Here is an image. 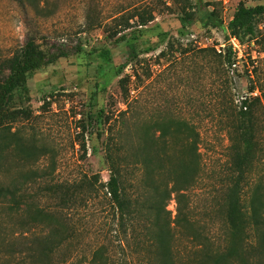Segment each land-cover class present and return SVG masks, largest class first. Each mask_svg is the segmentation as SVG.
I'll list each match as a JSON object with an SVG mask.
<instances>
[{"label":"rangeland","instance_id":"374dc122","mask_svg":"<svg viewBox=\"0 0 264 264\" xmlns=\"http://www.w3.org/2000/svg\"><path fill=\"white\" fill-rule=\"evenodd\" d=\"M37 2L42 12L16 0H0V66L28 38L47 53L61 50L67 57L34 71L0 110V186L21 188L25 204L50 213L52 223L71 236L57 258L75 256L79 262L104 243L117 261L121 250L110 233L118 224L111 211L62 208L63 193L49 188L75 185L85 175L107 183L104 145L111 127H126L119 142L131 161L153 122L165 127L184 121L198 133L199 169L182 205L212 246L225 250L230 231L226 194L237 175V157L247 152L234 131L239 101L245 97L258 96L260 101L251 107L252 158L245 165L243 203H249L258 180L264 188V18L257 19L254 37L236 38L235 50L227 25L239 4L251 8L264 5V0H230L226 8L220 0ZM137 11L152 13L153 21L141 27L130 20L129 29L113 36L120 28L113 19ZM120 35L125 40L115 42ZM6 74L0 67V78ZM17 109L30 113L15 116ZM91 109L101 112L88 127ZM127 109L128 114L120 116ZM82 141L85 153L79 149ZM169 141L166 152L175 162L176 149L186 140L179 134ZM31 146L33 156L24 158L21 151ZM34 170H52L53 176L34 178ZM176 206L173 194L166 206L171 219ZM69 224L74 231H66ZM250 235L246 225L239 232L242 239ZM137 259L139 254L128 255L126 263L139 264Z\"/></svg>","mask_w":264,"mask_h":264},{"label":"trees","instance_id":"16d2710c","mask_svg":"<svg viewBox=\"0 0 264 264\" xmlns=\"http://www.w3.org/2000/svg\"><path fill=\"white\" fill-rule=\"evenodd\" d=\"M16 1L22 7L28 4L36 13L43 10L37 0ZM258 18H264V5L250 8L239 4L227 25L230 36L254 37ZM153 19L152 13L143 11L134 12L127 18L120 15L113 19L118 23L116 27H120V30L113 31V36L129 29L130 20L144 27ZM124 40L125 35H120L115 42ZM77 50L80 51L81 47ZM65 57L66 52L47 53L35 39L28 38L0 66L7 71L0 78V110L15 91L25 87L34 71ZM225 63L231 65L229 59ZM259 101L258 96L252 99L245 97L239 101V123L234 131L247 152L238 155L237 175L231 179L226 194V217L230 231L225 250L212 246L207 236L191 220L186 206L182 205L185 192L193 186L198 174V133L184 121H174L165 127L153 122L145 129L143 143L136 149L131 161L125 157L124 147L119 142L126 127L110 128L104 145L105 162L110 173L107 183H101L97 175H85L75 185L55 184L49 188L50 191L63 193L62 208H79L78 211L87 209L97 214L106 209L111 211L118 224L117 230L110 233L121 250L117 261L104 243L92 247L90 255L79 262L74 261L75 256L70 259L57 258L62 245L71 236L52 223L50 213L37 207L32 209L29 204H25L21 188L0 186V264H127L128 255L133 254H139V264H264V188L260 180L251 191L249 203H243V185H246L247 178L245 165L249 162L248 157L252 158L250 151L253 137L249 124L251 107ZM128 109L121 112L120 116H126ZM100 112H93L92 109L88 112V127L96 124V116ZM12 113L25 116L30 112L17 109ZM82 128L85 130L84 125ZM179 134L186 141L181 148L176 149L177 159L172 162L166 148L170 143L169 138ZM189 137L191 139L188 140ZM78 144L85 153L84 142ZM33 151L34 147L31 146L23 148L21 153L24 158H29L33 156ZM52 170H34L31 177L52 178ZM132 187L138 192L132 194ZM173 194L177 206L176 214L171 219L166 206ZM13 218H19L17 223L12 221ZM245 225L251 233L248 239L239 236ZM67 228V232L75 230L73 224ZM181 241L189 245L181 246Z\"/></svg>","mask_w":264,"mask_h":264},{"label":"built area","instance_id":"2783aa9c","mask_svg":"<svg viewBox=\"0 0 264 264\" xmlns=\"http://www.w3.org/2000/svg\"><path fill=\"white\" fill-rule=\"evenodd\" d=\"M220 1H221V4L223 5L224 8H226L230 3V0H220ZM229 43H230L232 50L238 49L239 43L235 37H230Z\"/></svg>","mask_w":264,"mask_h":264}]
</instances>
